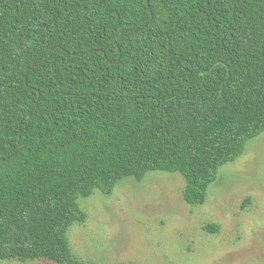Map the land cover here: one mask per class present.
<instances>
[{
	"label": "trees",
	"instance_id": "1",
	"mask_svg": "<svg viewBox=\"0 0 264 264\" xmlns=\"http://www.w3.org/2000/svg\"><path fill=\"white\" fill-rule=\"evenodd\" d=\"M264 133V0H0V260L86 264L80 200L178 173L205 203Z\"/></svg>",
	"mask_w": 264,
	"mask_h": 264
},
{
	"label": "rangeland",
	"instance_id": "2",
	"mask_svg": "<svg viewBox=\"0 0 264 264\" xmlns=\"http://www.w3.org/2000/svg\"><path fill=\"white\" fill-rule=\"evenodd\" d=\"M218 173L198 206L185 202L180 174L160 171L81 199L87 220L69 231L73 256L86 264H264V133Z\"/></svg>",
	"mask_w": 264,
	"mask_h": 264
}]
</instances>
